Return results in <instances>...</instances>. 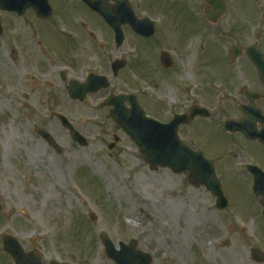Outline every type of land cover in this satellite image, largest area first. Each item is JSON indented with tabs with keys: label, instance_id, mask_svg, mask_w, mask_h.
<instances>
[{
	"label": "rangeland",
	"instance_id": "rangeland-1",
	"mask_svg": "<svg viewBox=\"0 0 264 264\" xmlns=\"http://www.w3.org/2000/svg\"><path fill=\"white\" fill-rule=\"evenodd\" d=\"M134 1L142 15L156 22L159 43L152 46L151 61L160 50L176 47L177 77L185 84L192 78L202 82L203 72L211 68H225L233 45L243 48L264 41V0H225V16L215 25L202 16L203 0ZM138 49L136 44V54ZM137 59L148 63L150 57L132 58L133 64ZM133 64L124 88L136 89L144 106L148 99L159 109L158 102L168 101L170 82L158 65H148L150 78L145 68L138 70ZM5 99L0 103V198L3 203L13 201L14 213L30 229L24 237L30 233L36 239L44 261L114 264L105 257L98 238L104 232L116 246L135 240L138 250L153 257L152 264H255L250 248L262 246L261 234L237 233L229 238L219 231L223 235L212 239L195 233L192 223L199 203L195 193L181 184L182 176L165 169L150 171L133 143L120 134L121 143L109 153L106 145L112 138L102 137V128L112 125L85 117L96 108L71 106L63 99L49 112L44 107L29 111ZM58 112L67 117L76 112L70 121L88 146L69 141L54 117ZM45 114L50 119H41ZM34 127L48 130L63 153L49 149L34 134ZM210 132L205 130L204 136ZM90 213L95 222L89 221Z\"/></svg>",
	"mask_w": 264,
	"mask_h": 264
},
{
	"label": "flooded vegetation",
	"instance_id": "flooded-vegetation-1",
	"mask_svg": "<svg viewBox=\"0 0 264 264\" xmlns=\"http://www.w3.org/2000/svg\"><path fill=\"white\" fill-rule=\"evenodd\" d=\"M47 1L51 8L48 19L39 18L33 8L0 10V103L7 98L26 110L44 107L49 112L58 104L57 101L66 99L72 103L71 106L96 108L92 113L86 112V119H97L96 122L100 123L108 121L112 128L103 127L102 137L112 138L115 142L116 135H125L111 120V108L105 102L119 95L134 94L136 100L143 103L136 89L124 88V81L128 82L132 58L150 57L148 63L137 59L133 64L138 70L145 68L150 78L148 65L160 66L157 57L151 61L153 42L137 36L129 24L122 22L118 26L121 33L118 44L115 31L87 6L85 0ZM91 1H102L114 12L126 6L131 8L135 17L146 16L141 14L140 5L134 0ZM142 6L147 8L145 4ZM123 17L127 14L116 19L119 22ZM158 43L159 40L154 42L155 45ZM136 44L138 54L135 53ZM258 47L264 58V41L258 42ZM175 48L166 49L171 68L166 70L160 66L171 85L167 97L170 104L161 100L158 102L160 108L156 109L150 100L145 99L144 109L146 116L162 123L169 122L175 115L181 116L185 124L178 128L179 138L212 166L214 173L205 178L204 185L190 186L187 174H181V184L195 193L194 198L199 203L192 228H196L195 233L208 234L212 239L223 235L216 233L219 231L227 233L229 238L231 234L259 233L262 246L254 244L250 252L254 248L264 252V63L255 69L243 54L236 60L227 61L229 67L203 72L202 82L192 78L191 84H185L177 77L180 67L174 56V52L178 51ZM115 60L125 61V67L113 75L112 63ZM174 73L175 76H168ZM86 81L88 88L95 89L93 92L83 94L81 101L68 95L71 83L83 84ZM103 84L107 86H101ZM150 86L151 82L147 84L148 88ZM124 107L128 109V102L124 103ZM193 107L203 111L191 117ZM75 113L71 117L65 116L76 119ZM56 115L54 113L55 118ZM41 119H50V116L45 114ZM208 129L211 132L205 137L204 131ZM121 140L120 137L108 152L115 151ZM109 145L111 142L106 145L107 150ZM216 182L219 191L214 186ZM206 186L214 187V190ZM13 205V201L3 203L0 198V264H16L7 252L17 248L16 241L25 253L30 254L32 247L30 244L25 246L22 240L37 244L30 233L24 237L30 229L23 225L22 217L16 216ZM224 242L228 244L229 241ZM35 252L43 264L48 263L44 261L39 247Z\"/></svg>",
	"mask_w": 264,
	"mask_h": 264
},
{
	"label": "water",
	"instance_id": "water-1",
	"mask_svg": "<svg viewBox=\"0 0 264 264\" xmlns=\"http://www.w3.org/2000/svg\"><path fill=\"white\" fill-rule=\"evenodd\" d=\"M205 2L206 4H210V7H206L204 10V15L209 22L214 23L224 15L225 7L223 5V0H205ZM0 4L9 7H17L18 5H32V0H0ZM34 4L37 5V12L41 17L46 18L47 16H49L50 13L46 0H37L34 1ZM120 11L121 13L119 14V16H123L125 14V10ZM100 14L104 17L107 24L113 27L115 17L112 15V13L106 10H100ZM125 20H128V17H123L120 21ZM130 22L138 35H141L143 37H150L154 34L152 22H149L148 20H135V22L132 20ZM238 52V49H232L233 56L237 55ZM246 52L249 59L253 62L254 66L258 68L259 63L261 62V58L257 55L258 50L256 46L248 48ZM166 60V56L162 55V64L165 67H169L170 65ZM71 92L72 95L75 96L74 93L79 95L82 92H86V90L82 86H77L76 88L72 89ZM122 97L125 98V96ZM128 99L133 98L129 97ZM122 100L123 99H121L120 101ZM130 103L131 110L129 112H125L119 104L117 108L115 105L114 110H112L111 112V116L136 144L139 152L143 155L145 162L149 164L152 170L157 169V167H165L169 168L174 173H179L181 171L189 172L190 177L193 176L192 181L194 178L203 180L201 174H205V172L209 173L212 171V169L210 170V168L207 170L204 164H198L197 154L193 153L178 139L177 127L180 124L181 119H178L177 117L174 118L169 124H159L153 120L145 118L143 111L133 100ZM61 123L66 129H68L73 141L82 142L81 140L83 138L73 129L69 122L62 118ZM44 135L46 136V134ZM51 144L54 146L52 142ZM90 218L92 220L95 219L94 215H91ZM100 239L105 247L106 256L114 260L116 264L150 263V257L147 254L135 250L136 242L133 240L130 241L128 245L119 243V250H116L104 233L100 234ZM10 252L12 253L15 260H19L20 262H23V264H28L25 261L26 258L23 257L22 254H18L20 253L19 250H16V248H14ZM51 264L56 263L52 262Z\"/></svg>",
	"mask_w": 264,
	"mask_h": 264
}]
</instances>
